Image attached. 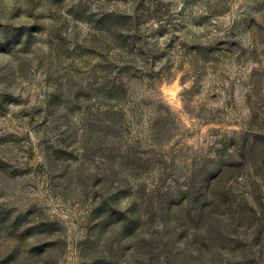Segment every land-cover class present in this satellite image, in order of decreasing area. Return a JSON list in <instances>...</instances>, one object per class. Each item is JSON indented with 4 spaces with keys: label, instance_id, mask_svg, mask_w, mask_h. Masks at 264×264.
I'll use <instances>...</instances> for the list:
<instances>
[{
    "label": "rangeland",
    "instance_id": "1",
    "mask_svg": "<svg viewBox=\"0 0 264 264\" xmlns=\"http://www.w3.org/2000/svg\"><path fill=\"white\" fill-rule=\"evenodd\" d=\"M0 264H264V0H0Z\"/></svg>",
    "mask_w": 264,
    "mask_h": 264
}]
</instances>
